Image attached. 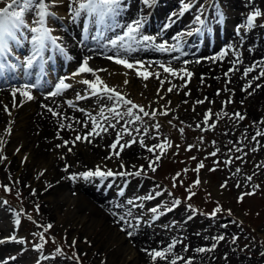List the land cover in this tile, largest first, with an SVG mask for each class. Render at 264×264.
Here are the masks:
<instances>
[{
  "label": "rangeland",
  "instance_id": "1",
  "mask_svg": "<svg viewBox=\"0 0 264 264\" xmlns=\"http://www.w3.org/2000/svg\"><path fill=\"white\" fill-rule=\"evenodd\" d=\"M197 1L199 0H190L188 3L191 6ZM175 8L180 9L179 18L187 12L183 10L181 4ZM213 9L211 11L210 4L205 3L201 8L196 6L191 10L194 19L199 16L201 20L210 12L211 17L208 16V18L212 20V23H208V28L212 29L218 22L227 21L230 13L229 8L220 3L214 4ZM256 10L261 11V17L257 18L252 28L246 27L247 17ZM239 12L241 13L242 10ZM243 17L244 20L237 25L234 24L233 29L237 27L257 33L264 30V8L247 10L243 12ZM194 25L189 24L186 32L193 30ZM179 31H176V36L179 35ZM205 57L201 56L199 59ZM110 70L120 72L121 76L124 75L130 79L131 72L124 73L115 65L110 66ZM184 76L182 85L167 87L157 94L145 92L149 89L150 83H141V87L137 90L129 89L127 92L109 84V87L118 90L125 99L143 106L150 115L144 116L137 108L133 109V112L140 115L141 120L136 121L134 117L125 115L117 122V118H114L112 113L108 111L105 114V112L110 107L117 106L118 111L123 114L131 105H124L122 102L115 105L114 101L103 97L105 100L103 102L107 101L110 107L103 105L93 108L97 111L103 110V115H95V117L101 122L105 117L111 118L103 129H113L115 142L119 139L120 145L131 146L121 150L118 145L114 152L105 154L109 164H96L100 159H91L96 160V165L85 170H80L83 168L80 167L79 173L95 170L98 166L101 170L110 169L114 172L128 173L116 183L117 191L119 192V189L126 185L125 194L130 192L128 202H132L129 204L133 209H139L145 204L147 197H152L149 207L156 208L160 216L164 215L163 220L152 225L159 231L170 234V237L176 236L175 246L185 244L182 236L185 233L188 234V230L202 232L211 238L210 246L204 247L210 250L198 255L193 253L189 255L190 258H196L198 264H264V94L258 93L260 83L255 84L253 89H244L245 87L240 83L230 86L223 83L218 89V87L213 88L212 83L208 86V82L202 79L201 74ZM86 77L88 75L80 76L69 83L72 88L79 89L81 92L64 100L73 101L81 94L91 91L89 85L82 83ZM103 79L106 80V77ZM160 79V82L164 84L167 82L164 77ZM147 80L151 81V76ZM119 83L117 81V84ZM189 84L192 85L191 87L199 86L198 93L190 99L180 101L193 90L189 89L186 94L182 93L181 88H186ZM169 88H172L171 92L168 91ZM157 100L160 103H156ZM77 106L83 108V104ZM16 109L18 110L19 107ZM153 112H155L154 116L151 115ZM237 114L244 119H240ZM129 120L136 123L129 124L127 123ZM15 123H18V119L11 124ZM137 123L142 126L139 132L132 129ZM109 124H114L115 127H109ZM156 125H159V128ZM125 128L128 132L124 131ZM181 129H183L182 132ZM129 132L131 135L128 134ZM4 139V136L0 138V150L2 147L3 151ZM133 139L136 140L135 143H132ZM141 140L143 144L140 143ZM168 144L170 146L163 150L155 147ZM149 147H152L153 151H148ZM117 151L119 155H116ZM130 151L142 159L133 164H127V161L125 163L123 157ZM4 153L5 155L0 152V201L8 203L6 207L15 214L14 219H22V224L17 235V246L12 250H3L0 264L13 261L16 256L19 257L21 264H102V260L103 263L105 261L104 264H107V256L100 257V250L94 242L96 236L101 234V228L97 223H90L88 219L84 221L85 223H78L77 216L85 214L89 218L90 212H77L76 207L79 204L74 200L66 204L69 196L77 199L80 194L74 191L75 181L78 178L68 184L70 189L65 192V196H61L65 190H62L61 194H48L43 189L40 177L36 179L34 175L27 184L23 181L18 183L21 173L16 179L17 169L18 172L22 171V174L26 172L25 176L31 179L34 170L35 172L41 170L45 175L49 172L47 168L42 169V165L35 167L30 165L28 170H23V166H20L23 155L18 157L12 154L9 157L6 151ZM140 153H146L147 156ZM158 155L159 160L156 159ZM24 157L27 162L31 159L27 154H24ZM8 162L17 164L16 171L11 175H8L9 170L5 167ZM201 164L203 167L197 172L196 169ZM91 165L89 164L90 167ZM153 168L155 171L152 170ZM136 172H140V175H135ZM248 177H251V180ZM45 179L42 177V181ZM95 179L96 177H93L84 181H93L101 186ZM197 180L199 184L195 183ZM5 186L10 191H6ZM112 186L113 183H110L109 186L104 184L103 187L110 189ZM191 187H194L197 196L192 197L187 203L180 202V198L183 199ZM171 189L175 192L173 196L169 193ZM62 197L67 199H64L59 206L58 218H50L48 211L54 206L50 200H59ZM241 197L243 198L240 199ZM213 205L216 207L211 209ZM217 207L221 211L211 213L215 212ZM143 210L144 214L146 210L145 208ZM207 211L211 214H205ZM124 214L126 213L122 212L119 216L125 217ZM46 219L48 222L45 221ZM151 219L154 218L151 214L148 215L147 211L143 218L140 215L139 219L134 220V224L137 226L151 224ZM48 224L53 226L45 231ZM119 234L122 237L125 236L118 233L117 237ZM220 236L224 239H217ZM122 237L120 239H124ZM74 240L75 244H73ZM130 241H124L125 246L133 248L136 257L143 258V261L137 264H153L151 257L148 255L146 258L142 255V250L138 249L141 244ZM120 246L121 244L115 245L111 251ZM157 250H159L158 247ZM6 257L7 259L4 260ZM181 257L185 258V255ZM171 259V254H168L167 260L158 259L155 264H170Z\"/></svg>",
  "mask_w": 264,
  "mask_h": 264
},
{
  "label": "bare ground",
  "instance_id": "2",
  "mask_svg": "<svg viewBox=\"0 0 264 264\" xmlns=\"http://www.w3.org/2000/svg\"><path fill=\"white\" fill-rule=\"evenodd\" d=\"M4 1L5 0H0V4H2ZM58 1L59 3L56 4L55 8L61 10L65 16V13L67 10H69V8L66 6V0ZM136 1L138 3L132 1L130 8L127 10V12L123 13L121 19L129 18V22L132 20V18L133 21L138 20L139 14L143 13L146 4L145 2H141V0ZM183 1L186 3L189 2V0H160L162 5L160 8L157 7V10H155L154 13L156 14V18H158V21L162 22L161 27H164L168 24L166 19H168L169 16L166 15V12L169 10V8ZM215 1L220 3V5L227 6L232 13L235 11V13L231 16L233 23H238L244 20L242 17L243 15L240 14L239 10L243 11L244 9L252 10L264 8V0ZM165 3L167 4L166 6H164ZM150 10H152V7ZM156 18H154L152 14V19L155 20L154 25L152 26L153 29L157 27L156 24L158 21ZM120 20L117 21V25L113 32H116L121 27ZM170 24H173L172 27H174L176 30L183 26L182 22L171 21ZM65 25L69 27L72 26L73 32L63 33V45L71 50L76 63L82 64L85 58H90L89 66L96 70L102 69V71L99 72H101V74L106 77L105 83L107 85L111 84L112 87H118L121 90H125V92H127L129 89L133 91L141 87V82H138L135 79L134 73H131L129 76L130 79H128L127 76H121L120 72L109 70L111 63L114 60H109L107 57L116 56L117 49H114L111 46L104 47L97 44L90 46L85 44L82 45L81 43V45H78L76 43V24L67 23ZM224 26L228 27L225 28V31H223L225 32L224 35H221L223 33L221 31V26H219L218 30H211V33L208 35H203V33L206 32V28L208 27L207 25L203 24L199 27V32L195 33V35L188 34L186 37V39L189 38L188 41H196V43H204L205 41V45L203 46V49H205L203 50V53H213L217 51V54L208 57L205 60H197L195 57L191 58V56L183 57L175 55L179 60L172 58L171 63L173 64V68L176 70L177 75L173 76L171 74H166L165 78L167 79V82L165 84L160 82L159 79L152 75L151 81H147V84L150 83V87L145 92L149 93L148 91H150L157 94V92L164 90L167 87L182 85L183 79L185 77V71H187L192 74L191 76L201 74L202 79L208 82V86H211L212 83L213 88L218 87V89L223 83H225L226 86L233 84L238 85L240 83L243 85V87H245L244 89H253L255 84L260 83V86L258 87L260 90H258V93L259 95L264 94V77H260L259 79L256 78L259 76L261 69H264V32H236L234 29H232V27L226 25ZM157 30H154L150 33L140 31L141 35L155 37V41L141 46L134 45L136 50L130 53H126L123 51V49H120V58L128 59L129 62H135L137 60L142 61L147 67H154L156 65V61L165 62L167 64V59H169L168 55H159L160 53L157 54L156 48L152 45L162 42H167V45L169 46L174 44L172 38L169 40H164L165 37H168L172 34L173 29H165L161 30V32H158ZM197 61H199V63H197ZM249 67H255V70L245 76V69ZM122 69L126 70L127 68L123 67ZM143 70L144 69H140L139 71ZM153 73H158L159 78L163 75L160 71ZM207 78H209V80ZM125 80L128 81L127 84H125ZM117 81L120 83L117 84ZM121 85L123 87H121ZM191 86L192 85L189 84L186 88H181V91L184 94H186L189 89L193 90H191L189 94L180 101L184 99H190L193 97V95L198 93L200 87ZM13 88L3 89L0 91V138L4 135L3 131H5L8 126V128H11L13 131V134L8 140H5L6 142L4 151H6V154H8L9 157L12 154L17 155L18 157L23 155L22 161L20 163V166H23V170H28L30 165H33L34 167L42 165V169L47 168L49 170L48 173L42 176H40L41 170H38L37 172L34 170L31 175V178H33V175H35L36 179L39 177L46 178L44 181L41 179L43 189H45L44 191L48 192V194L51 193L54 195L61 194V191L65 190L64 193L61 194V196H65V192L70 189L68 184L70 183L71 175L69 172H71L72 167H74L72 173H75V168L77 166L79 169L80 167H84L89 164H92L91 167L95 166L96 164H109L107 155L105 154L115 151V149L110 147L113 143H115L113 129H107L106 131L101 132L99 135L87 136V133L93 131L92 120L94 118L88 116L86 113H82L62 105L60 98L51 99L48 97H39L28 104H21L18 110L15 108L16 113H14V109L10 105V99L14 98L12 95ZM211 93L214 94L213 91H211ZM18 95L20 94L17 93L15 98H17ZM156 103H160V101L157 100ZM18 105L20 104L17 103L16 107ZM5 106L7 107V111H5ZM49 108H51L53 111L50 112L48 110ZM53 112L58 113V115H53ZM12 117L14 120L18 119V123L11 125L9 119H12ZM138 124L139 123L133 125L132 129L135 132H139L142 128V126ZM61 125H63V127H61ZM137 129H139V131H137ZM98 131L100 130L98 129ZM77 135H81L83 137L87 136L85 145H79L81 143L73 142ZM66 141L67 143H65ZM4 151L1 147L0 152L5 155ZM24 154L30 156L31 159L28 160V162L25 160ZM64 154L66 155L65 157ZM140 154L147 156L146 153V155L143 153ZM95 158L98 160L100 159V161L96 163V160H91ZM123 159L125 163L127 161V164H133L142 158L130 151L123 157ZM77 161H79V164L76 165ZM114 162L116 161L114 160ZM66 163L69 164V167L67 168L64 165ZM10 164L11 166L8 167V162L5 167L15 168L17 166V164L14 162H10ZM8 170L12 173L13 171H16V169ZM25 173L23 172L22 174V171L18 172L17 169L18 175L16 174V179L20 176L18 183L22 181L26 183L29 180H32L29 177H26ZM74 191L80 192L78 198L73 199V197L69 196L68 202H66V204H69V202L74 200V202L79 204L76 207L77 212H90L89 218L85 214L83 216H77L79 220L76 219V221L78 223H85L84 221L88 219L90 223H97L98 227L101 228V234L96 236V240L94 239V242L96 247L100 250V257H104L103 255L107 256V264H137L139 261H143L142 256H135L136 252L133 248L125 246L124 241H128L126 236L122 237V235L119 234V237H117L118 233L126 235L127 232H132L133 235L130 238L132 243L136 242V244H138L137 242H139L141 244L138 249L142 250V255H144L146 258H148V255L145 251H143V249L152 250L158 245L160 246V244H165L167 242L168 244L171 243L167 234L158 233L148 228L139 229V227L134 224V220L140 218V210H136L132 212L131 215H128L130 210L124 206L125 200L118 202L109 193H106L105 191H99L90 186H79L75 188ZM64 199L67 198L62 197L59 200H50V202L54 204L53 208L48 211L50 218H58L57 212L60 204L64 202ZM122 212L127 213L125 214V218L128 220L129 224L133 225V227L127 226L124 220H120L119 215H121ZM2 216H4L5 219L11 218V214H9L6 208L0 204V217ZM45 221L48 222L47 219ZM5 225L6 226L3 227L4 231L9 232L11 230V225H8V223ZM1 230L2 229L0 228V231ZM188 232L189 233L184 237L185 244L178 248L180 249L179 254L185 255V258H190L189 255L191 253L195 255L200 254L201 252H197V249L209 247L211 244V238L209 236L197 234L196 230H188ZM121 237L124 239H120ZM118 244H121V246L118 249L111 251V248ZM186 245L187 247L185 248ZM129 250L130 252L128 253ZM117 252H119V254ZM1 254L2 253L0 252V257H2ZM173 255L174 258L172 259L179 257L176 250L174 251ZM185 258H183L181 261L178 259L177 264H185ZM193 259L195 261L192 264H198L196 258Z\"/></svg>",
  "mask_w": 264,
  "mask_h": 264
},
{
  "label": "snow or ice",
  "instance_id": "3",
  "mask_svg": "<svg viewBox=\"0 0 264 264\" xmlns=\"http://www.w3.org/2000/svg\"><path fill=\"white\" fill-rule=\"evenodd\" d=\"M144 2L148 4L150 3V0H144ZM57 3L58 0H8L5 6L0 8V75H3L6 71L14 74L18 69L23 68L25 76H28L30 74L29 70L33 69L34 66H39V68L43 70L44 63L46 62L44 53L47 50L53 49L60 53H65L64 47L58 42L60 38L54 36L52 34V29L47 26V19L49 17L55 18V13L52 12L50 9L52 7H55ZM122 3L123 0H70L69 11L71 13L73 20L79 19L81 17H85L87 18L88 23L96 25L98 30H102L104 28L111 29L113 27L112 21L115 20L120 15ZM189 7H190L189 3H184L183 10H187ZM30 11H34L36 17L31 25L26 21L25 18L26 14ZM261 15H262L261 11L259 10L253 11L247 17L246 27L252 28L257 18L261 17ZM196 19L198 22L203 24V21L200 19L199 16ZM141 26H142V21L136 20L133 23L125 26L126 30L122 33V35L117 36L115 39H111L109 43L111 44L112 48L117 49V55L108 56L107 59L114 60L115 63L123 65L127 69H137V74L142 76L143 79L145 80H147L150 75H153L157 79H159V74L150 73L145 68L144 63L142 61L137 60L135 62H129L128 59H123L120 58L119 56L120 49H123V51L126 53H130L136 50L134 45L141 46L155 41V37H150L140 34ZM25 31L31 34L30 38L25 36ZM25 39H28V42L31 44V54L25 57L22 64L13 62V60L16 61L19 60V57L15 56L14 49L20 47ZM152 46L161 52L178 49V45L169 46L167 45V42L153 44ZM89 59L90 58H85L83 60L78 72L75 73L74 75H79L80 73H94L96 71H102V69L96 70L90 67ZM197 63H199V61H197ZM159 67L163 68L164 72L166 73H169L173 76L177 75L176 70H174L172 67H166L164 64H160ZM139 69H144V70L139 71ZM254 70L255 67H249L245 69L244 75L247 76L248 73ZM185 75L190 77L192 74L190 72L185 71ZM260 77H264V69H261L259 76L256 78L259 79ZM82 83L90 86L91 94L94 96H99L101 93H103L104 98H106L109 101H114L115 105H119L121 102L124 105H131V107L127 108V111L123 114L120 111H118L117 106H113L108 109L109 112L113 114V117L117 118V122L119 121V119H123L125 115L129 117H134V120L136 121L141 120L142 117L133 112V109H137V108L139 112L143 113L144 116L150 115L149 112L145 111L143 106L134 104L133 101L130 99H125V97L122 96L120 92L116 91L114 88H111L107 84H105V82L101 80L99 76H96L94 82L89 80H83ZM127 83L128 81L125 80V84ZM36 86L37 85L35 83H27V82L23 83L18 87L12 89V95L15 98L17 93H19L20 95L26 97L28 100H31L33 99V96L30 90L35 88ZM69 87H71V85L65 83V81L62 79L56 85V90L54 92H50L49 95L57 96L62 90L67 89ZM168 91L171 92L172 88H169ZM48 110L50 112L53 111L51 108H49ZM5 111H7L6 106H5ZM53 115H58V113L53 112ZM101 115H103V110H101ZM151 115L154 116L155 112L151 113ZM237 115L239 116V114ZM239 118L244 119L243 116H239ZM105 120H107V117H105ZM92 123H93V131L87 133V136L99 135V133L95 131V128L99 127L100 125L95 121V119L92 120ZM127 123L131 124L133 123V121L129 120ZM61 127H63V125H61ZM109 127L114 128L115 125L109 124ZM156 127L159 128V125H156ZM101 130L106 131L107 129L102 128ZM124 131L128 132V129L125 128ZM137 131H139V129H137ZM182 131L183 129H181V132ZM128 134L131 135L130 132ZM119 135L120 134L118 133V136ZM87 136L81 137L77 135L76 140L87 139ZM135 142L136 140L133 139L132 143ZM65 143H67V141ZM140 143L143 144V141L141 140ZM118 145L121 150L124 147L128 146L127 144L120 145L119 139H117V141L113 143L110 147L112 149H117ZM167 146H170V144L156 145L155 147L161 148L163 150ZM148 151L150 152L153 151V148L149 147ZM116 155H119L118 151L116 152ZM212 155H215V153H212ZM156 159L159 160L160 156L158 155ZM193 159H195V157H193ZM202 167L203 164H201L196 169V171L198 172L199 169ZM152 170L155 171V168H153ZM114 175L123 176V175H128V173H122V172L114 173L112 170L102 171L99 168V166L95 170H89L79 173V176L82 177L85 181L93 177L106 178ZM135 175H140V172H136ZM70 178L76 179L77 176L76 174H73ZM248 179L251 180V177H248ZM195 183L199 184V181L197 180L195 181ZM5 190L10 191V189H8L6 186H5ZM247 194L250 195L251 193H247ZM147 198L151 199L152 197H147ZM242 198L243 197H241L240 199ZM129 203L132 202L129 201ZM177 203L179 202L177 201ZM150 211L156 213L157 209L152 208ZM220 211L221 209L219 207L215 209V213H218ZM128 215H131V213L129 212ZM120 220L123 221L124 217L121 216ZM17 223H19V220H17ZM52 226H53L52 224H48L45 228V231L51 229ZM129 227H133V225L129 224ZM127 235L131 237L133 233L129 231L127 232ZM41 238H43V234H41ZM217 239L223 240L224 237L220 236L217 237ZM75 243L76 242L74 240L73 244ZM175 243L176 242L170 244L168 248L165 250L143 249V251H145L147 255L151 257L153 264H155V262L158 259L167 260L168 254L171 253L172 248L175 246ZM213 247H215V245H213ZM206 250H210V249L199 248L196 251L204 252ZM178 259H183V257H177L175 259H172L170 264H177ZM187 264H192V260L189 259L187 261Z\"/></svg>",
  "mask_w": 264,
  "mask_h": 264
}]
</instances>
